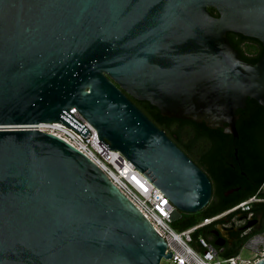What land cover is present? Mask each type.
Wrapping results in <instances>:
<instances>
[{"label": "water", "instance_id": "water-1", "mask_svg": "<svg viewBox=\"0 0 264 264\" xmlns=\"http://www.w3.org/2000/svg\"><path fill=\"white\" fill-rule=\"evenodd\" d=\"M227 32L258 40L260 58L241 59ZM129 96L237 136L247 98L264 108V0H0V264L171 256L98 166L37 130L59 122L87 138L75 107L164 193L175 218L199 211L209 177Z\"/></svg>", "mask_w": 264, "mask_h": 264}, {"label": "trees", "instance_id": "trees-1", "mask_svg": "<svg viewBox=\"0 0 264 264\" xmlns=\"http://www.w3.org/2000/svg\"><path fill=\"white\" fill-rule=\"evenodd\" d=\"M209 11L215 16L218 15L213 8H209ZM227 38L241 59L254 63L260 58L262 45L258 40L234 32H227ZM129 98L150 120L164 130L211 181L212 195L206 206L194 213L181 212L180 216L171 222L174 229H187L204 218L220 214L252 196L261 199L252 202L247 211L230 212L195 231V235L201 234L214 243L211 228L216 223H222L225 216L245 215L243 226L258 217L259 224L249 232L237 233L234 246L224 247L221 255L228 257L237 253L252 234L262 229L264 223V108L255 100L247 98L246 105L240 109L235 123L238 135L233 136L192 120L164 117L150 103L135 100L130 96ZM233 188L238 189L225 194V191ZM230 229L233 230V227L230 226Z\"/></svg>", "mask_w": 264, "mask_h": 264}, {"label": "built area", "instance_id": "built-area-1", "mask_svg": "<svg viewBox=\"0 0 264 264\" xmlns=\"http://www.w3.org/2000/svg\"><path fill=\"white\" fill-rule=\"evenodd\" d=\"M71 113L85 128L89 130L84 138L73 128L59 122H39L37 130L57 136L66 143L82 152L118 189L134 204V206L152 224L166 242L165 254L171 252L169 258L161 257L159 264H253L264 257V223L262 229L252 234L238 249L237 253L228 257L221 255L224 247L215 245L205 236L195 231L208 225L225 214L233 211L249 210L251 203L261 200L252 196L232 208L215 216L204 218L200 223L187 229L176 230L171 222L175 220V206L164 193L149 181L135 166L115 149H108L97 136L96 129L72 107ZM246 248L253 254L252 257H242L240 251Z\"/></svg>", "mask_w": 264, "mask_h": 264}, {"label": "flooded vegetation", "instance_id": "flooded-vegetation-1", "mask_svg": "<svg viewBox=\"0 0 264 264\" xmlns=\"http://www.w3.org/2000/svg\"><path fill=\"white\" fill-rule=\"evenodd\" d=\"M246 216L243 214H238L233 217L224 218L222 223H216L213 228H211V236L215 239H220L222 242V247L228 248L234 246L236 243V234L242 232H249L253 227H256L259 224V218H254L252 221L248 222L244 226L242 225ZM230 226L233 227V230L230 229Z\"/></svg>", "mask_w": 264, "mask_h": 264}, {"label": "rangeland", "instance_id": "rangeland-1", "mask_svg": "<svg viewBox=\"0 0 264 264\" xmlns=\"http://www.w3.org/2000/svg\"><path fill=\"white\" fill-rule=\"evenodd\" d=\"M240 254H241L242 257H245V258H247V257L250 258V257L253 256L252 252H251L250 250L246 249V248H243V249L240 251ZM165 263H166V262H165V260L163 259L162 262H161V264H165Z\"/></svg>", "mask_w": 264, "mask_h": 264}]
</instances>
